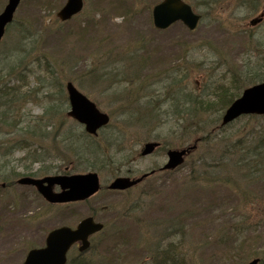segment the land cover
Wrapping results in <instances>:
<instances>
[{
	"label": "rangeland",
	"instance_id": "rangeland-1",
	"mask_svg": "<svg viewBox=\"0 0 264 264\" xmlns=\"http://www.w3.org/2000/svg\"><path fill=\"white\" fill-rule=\"evenodd\" d=\"M159 1L85 0L82 14L66 23L57 22L55 14L65 0L21 1L15 20L30 26L35 41H26L20 55L21 73L26 80L21 91L26 95L17 115L9 119L18 127L13 130L0 125V183L3 178L13 177L12 185L0 187V264H21L29 248L44 244L49 230L75 226L92 211L105 224L106 231L92 239V251L85 255L91 264L103 260L112 264H148L144 261L148 255L144 245L152 244L151 255L157 254L162 239L171 241L177 247L176 253L186 251L185 264H245L255 253H264V226L257 237L247 232L242 242L226 238L228 228L234 224L231 213L240 204L236 191L215 183L190 184L191 169L198 159L202 161L201 155L212 141L201 143V153L190 157L175 172H159L128 192L103 188L90 200L71 206L47 208L33 187L14 183L19 175L41 178L62 173L70 162L73 166L67 173L95 171L103 186L116 175H127V169L138 176L161 166L166 162L168 147L179 148L190 141H181L179 134H172V125L179 117L171 116L170 101L164 106L151 100V95L166 98L164 88L171 74H185L179 84L188 82L192 91L196 84L199 93L207 94L224 78L230 82L264 57V25L255 31L256 38L246 36L241 28L245 22L259 18L264 6L262 11L247 12L250 7L240 5L239 0H187L202 18L199 26L191 32L175 23L162 32L153 27L151 20V7ZM6 3L7 0H0V12ZM227 27L241 30L235 33ZM13 36V31L4 36L0 59ZM143 48V53L138 52L137 66L133 65L128 51ZM17 63L15 60L14 65ZM14 77L0 75V85L14 86ZM69 80L110 116L109 128L97 138H89L83 127L63 117L68 111L64 85ZM146 97L151 101L144 107L140 104ZM49 104L61 108L62 113L49 115L50 111L45 110ZM215 106L195 122L202 119L209 123ZM146 107L155 120L135 118L145 112L138 108ZM129 112L137 116L129 117ZM38 120L40 123L34 127ZM33 128L40 130L39 137L20 135V131L30 132ZM153 130L157 131L152 133ZM44 136L53 142L44 140ZM157 137L165 150L162 147L154 155L129 163L142 143L158 140ZM11 146L14 148L7 154ZM110 147L111 158L103 159L94 169L90 166L96 160H86L79 152L98 148L103 154ZM32 151H41L38 160L31 159ZM15 173L18 176H13ZM252 192L255 197L264 196V189L252 187ZM168 225H173L172 230H168Z\"/></svg>",
	"mask_w": 264,
	"mask_h": 264
},
{
	"label": "trees",
	"instance_id": "trees-1",
	"mask_svg": "<svg viewBox=\"0 0 264 264\" xmlns=\"http://www.w3.org/2000/svg\"><path fill=\"white\" fill-rule=\"evenodd\" d=\"M9 31L14 33L13 40L9 43L13 50L9 51L8 54L3 52L5 56L0 59V65H2L0 72L3 74L0 73V75H8L9 77L14 75L17 83L12 87L8 84L0 85V125L16 130L18 126L12 125L9 119L14 118V114L17 115V108H21L26 95V92L21 91L22 87L25 86L24 82L26 80L24 73H21L23 69L19 56L24 50V43L26 41H35V36L32 35L30 26L25 22H14L10 26ZM15 60L19 63L14 65ZM128 60L133 65L136 62L135 58L131 59L129 57ZM181 76L185 77L186 75L183 74ZM176 77L175 80L166 81L167 85L164 88H167L168 95V86L169 93H172L173 86L175 87L174 96L166 99V102L170 101L169 106L173 108V111L170 112L171 116L179 117L178 121L174 123L175 126L172 125V134H179L177 137L181 141H190V139L195 138L199 134L202 135V144H208L212 141V144L207 146V151L201 155V163L193 168L190 184L201 186L204 183H215L236 191L240 204L236 208V212L231 213L235 222L232 227L228 228V236L226 238L235 242H242L241 240L247 232H253V235L257 237L258 232L264 226V196L257 195L255 197L252 187L264 189V117H243L242 120H245V122L240 126H235V123L221 128H217V126L221 111L239 96L244 86L264 80V57L261 64L248 67L243 73L233 76L231 79L232 89L230 88L229 90L219 85L215 90L204 94V96L190 91L188 83L181 86L180 89V84ZM47 96L51 97V94ZM147 100L148 97L140 105L145 107L150 103ZM216 102L218 105L215 104ZM135 103L139 105L140 102L135 101ZM215 105H217V108L210 116L209 123L202 119L195 122L200 116L210 113L212 108L216 107ZM47 109L52 115L59 114V110L53 105H50ZM138 110L145 112H139L141 114L139 116L131 112L129 117L137 116L135 118H139L142 121L155 120L156 117L151 115L152 111L150 108L146 107L145 110L138 108ZM213 128L216 129V132H209ZM23 133L35 134V132L20 131V135H23ZM203 148V146L199 147L195 154L201 153ZM94 149L91 151L87 148L79 151L80 155L85 156L86 160L92 158L98 162L94 161L90 166L93 169L98 166L99 162H103V159L111 158L109 154L112 152L111 147L105 148L103 154L97 151L98 148ZM11 150L12 146L8 149L7 154ZM34 154H36L37 159L42 155ZM3 180L7 181L8 179ZM9 182L10 179L8 180ZM158 246L157 254L152 255L154 257L152 259H155L154 263H186V251L176 253L177 247L171 241H162ZM181 247L183 248L184 246ZM259 254L260 252H257L255 256H259ZM262 256L260 264L264 262V255L262 254ZM79 258H77L76 263L71 262L69 264H87L83 257L79 256Z\"/></svg>",
	"mask_w": 264,
	"mask_h": 264
},
{
	"label": "water",
	"instance_id": "water-1",
	"mask_svg": "<svg viewBox=\"0 0 264 264\" xmlns=\"http://www.w3.org/2000/svg\"><path fill=\"white\" fill-rule=\"evenodd\" d=\"M20 0H8L5 9L0 14V41L8 25L13 20V14L19 6ZM82 0H67L66 6L57 14L63 21L77 14L82 8ZM152 20L154 26L163 30L175 21L181 20L190 30H194L199 17L192 13L191 8L180 0H163L162 3L153 7ZM260 20V19H259ZM253 20V21H259ZM68 99H70L71 111L68 116L85 125V130L90 134H96L97 129L103 127L109 122L106 114H101L94 104L79 93L69 82L66 86ZM242 114H257L264 116V82L254 85L251 88L243 90L241 97L234 102L225 111L222 117V124L232 122ZM158 147L157 143L148 142L142 147L141 155L146 156L152 153ZM189 149L169 150L167 153L168 163L164 169H172L179 166L183 161L184 155ZM142 177L137 180L129 178H116L109 186L110 189H127L138 183ZM19 184L34 185L40 194L47 201L53 202H74L75 200H85L90 197L99 188L98 175L96 173H86L84 175H53L41 180L33 178H22ZM59 185L61 193H54L53 185ZM101 224H95L93 218L88 217L81 221L76 230L68 227H60L51 231L45 238V245L41 248H33L24 259L23 264H65L66 253L70 246L78 240L82 241L79 247L80 251L87 250L89 246L88 235L101 230ZM258 260H252L249 264H258Z\"/></svg>",
	"mask_w": 264,
	"mask_h": 264
}]
</instances>
